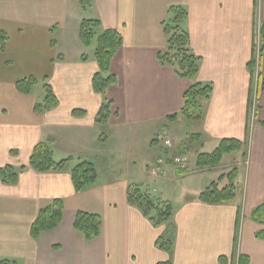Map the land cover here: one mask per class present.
I'll list each match as a JSON object with an SVG mask.
<instances>
[{"label": "crops", "instance_id": "0c3cea01", "mask_svg": "<svg viewBox=\"0 0 264 264\" xmlns=\"http://www.w3.org/2000/svg\"><path fill=\"white\" fill-rule=\"evenodd\" d=\"M70 2L0 0V30L9 37L6 50H0V168H26L17 185L0 181V259L16 264H220L225 257L228 264H239L246 256L249 264H264V240L256 237L263 227L251 219L254 209L264 204V51L254 75L248 68L254 45L261 44L264 0H91L89 7L81 5V11L94 12L83 20H98L101 30H115L123 40L110 70L117 84L104 95L93 89L99 70L95 53L84 52L95 50L94 45H78L72 55L61 51L60 39L74 22ZM172 6L188 13L189 47L200 58L193 80L178 77L158 59L167 47L163 23ZM30 78L53 88L58 107L41 115L34 112L44 99L34 96L38 84L30 95L16 88L17 82ZM195 82L211 85L213 92L201 102L204 117L197 131L176 136L178 126H170L187 121L181 115L183 96ZM106 101L113 102L111 115L99 125L97 116ZM75 110L86 114L74 116ZM175 114L179 117L168 121ZM107 128L114 130L113 138L101 134ZM162 130L175 134L178 145L172 152L188 154L199 172L212 168L197 167L204 153L195 145L219 146L224 139L248 145L235 201L206 205L197 200L198 193L172 206L171 221L158 228L131 206L130 184L167 189L195 173L170 167L168 177L148 181V167L163 153L155 141ZM55 134L66 143L60 150L61 161L70 160L66 170L43 174L30 169L29 159L40 142H51L56 160L53 150L60 146ZM183 137L185 143L180 142ZM85 161L95 164L99 178L76 193L71 171ZM148 189L155 198L159 191ZM55 199L65 205L61 225L32 239L39 211ZM78 212L102 218L101 234L90 243L74 230ZM161 237L174 239L171 254L157 247Z\"/></svg>", "mask_w": 264, "mask_h": 264}, {"label": "trees", "instance_id": "16d2710c", "mask_svg": "<svg viewBox=\"0 0 264 264\" xmlns=\"http://www.w3.org/2000/svg\"><path fill=\"white\" fill-rule=\"evenodd\" d=\"M91 0H81V5L85 9L89 7ZM188 13L184 7L172 6L169 10L168 20L163 23L164 32L167 38V47L164 52H160L158 59L164 66L171 67L178 77L186 80H193L199 74L200 58L195 56L189 47V35L185 29V21ZM80 41L85 47L95 45V59L99 70L93 78V89L95 93L104 95L112 86L117 84V77L110 73L112 62L122 48L123 40L115 30H101V23L98 20H83L80 25ZM261 51L258 56L257 46L253 47V57L248 64L252 75L259 67L260 57L264 51V23L260 30ZM9 37L6 32L0 30V50H6ZM47 81V79H45ZM34 78L20 80L16 84L17 90L24 95H30L33 88L38 84ZM45 97L34 107L36 114H44L58 107V99L53 88L46 83L44 85ZM213 92L211 85L199 82L193 83L183 96V107L181 115L191 122H198L204 117L203 100L210 98ZM112 101H106L101 107L96 122L104 125L110 117ZM86 112L75 110L74 116H84ZM178 114L168 117V121H174ZM264 127V121L261 122ZM197 135L191 136V142ZM50 141L40 142L35 147L30 159L29 168L37 173H61L66 170L70 160L56 161L50 148ZM246 144L234 139H224L211 154H200L197 158L199 169H211L222 164L226 155L241 152ZM26 168L16 169L12 166L0 168V181L4 185L15 186L19 182V174ZM239 169L234 168L229 173L222 175L218 181L213 182L202 191L197 200L206 205H225L235 201L238 195L237 179ZM99 175L97 168L92 162H81L71 171V179L76 193H81L88 187L96 184ZM127 198L131 206L138 209L142 215L156 228L168 224L173 215V208L167 202L158 201L152 197L150 190L140 184H130L127 189ZM65 205L63 200L55 199L49 206L41 209L36 220L32 224L30 236L38 240L44 233H49L57 229L64 219ZM251 219L260 225H264V204L255 208L251 214ZM74 230L82 234L87 242H92L100 236L102 230L101 216L78 212L74 224ZM257 239L264 240V231L258 232ZM157 247L171 254L174 247V239L171 237H161L157 241ZM220 264H228L225 257L219 259ZM250 260L246 256H241L239 264H249ZM0 264H16L9 259H0ZM158 264H173L172 261L160 262Z\"/></svg>", "mask_w": 264, "mask_h": 264}, {"label": "rangeland", "instance_id": "374dc122", "mask_svg": "<svg viewBox=\"0 0 264 264\" xmlns=\"http://www.w3.org/2000/svg\"><path fill=\"white\" fill-rule=\"evenodd\" d=\"M80 3H81V0H71V2H70V5L72 7V10H71L72 16H73L71 18L74 22L68 23V27L66 29L67 35L64 36V34H63L62 38L60 39V42H61L60 44L64 45L63 49L61 48L62 53H64L63 52V50H64V51H67V53L73 54V51L75 50V48L78 45L83 46V44L81 43V41L78 37V34L80 32L79 23L83 19H91L90 17H92L94 12L92 11V12L85 13V12L81 11V4ZM96 42L97 41H94V47L96 45ZM83 48H85V47H83ZM84 52L86 54H88L89 56H93L95 53V50L92 49L90 51H84ZM43 85H44L43 83H39L33 90L34 96H36V98H38V99H43L45 96V91H44ZM262 102L264 104V101H262ZM263 113H264V110L262 112H260V119L263 118V116H264ZM198 124L199 123H197V122L185 121V123L181 122V123L177 124L176 126H170V127L173 128V127L178 126L177 130L175 132L176 136H177V134L179 135V134H183V133H190V134L195 133L197 131ZM252 124H254V123L252 122ZM113 132H114V130H112L111 128H107V129H102L101 134H104V136H106V137L111 136L113 138L114 137ZM54 136H55V139L59 140L58 143L60 146V147H58V150L55 151V148L53 150L55 152V159H56V161H61V159H63V158H60V157H62V152L60 150H61L62 146L64 147L66 145V143L63 140H60V137L62 136L61 134H57V135L55 134V135H53V137ZM63 136L65 137L66 135H63ZM170 136L172 137V139L174 138L173 142L175 141L174 143L177 146L178 142L175 138V134H170ZM185 139L186 138L183 137L182 140L180 139L181 140L180 142L184 141V143H185ZM188 141H189V139H188ZM188 141H186V142H188ZM115 142L117 143V141H115ZM147 147H150L149 144L147 145ZM217 147H218V145L217 146H211L210 144H207L202 149V146L200 144H198V145H195L193 148L199 149L200 153L202 152V153L211 154L215 151V149ZM248 150H249V146L247 145L242 152L226 155L223 158L222 164L219 165L218 167L212 168L210 171H208V170L207 171H200V172L196 171L195 166H193L191 164L190 173L191 172H195V173L188 175V177H184V179H183V177L180 178L179 183H177L173 187H168L167 189H165L164 186L158 188V187L152 186L149 183H148L149 184L148 185L147 182H144V183H145V185H148V188H150L151 191H153L154 189H157L159 191V192L153 194L155 196L156 200H158V201L165 200V202H167L171 206L178 207L180 204L183 203L184 199L189 198V197L194 196V195H197L198 193H201L202 191H204L203 190L204 187L209 186L210 183L218 181L222 175L229 173L234 168H238L240 170L241 175H242L241 180H243L244 168L246 167V165H244V159H245V153H247ZM124 153H125V151H124ZM193 156H194V154H193ZM241 164H243V165H241ZM126 172H127V169H125V173ZM141 175H143L142 176V178H143L144 174H141ZM145 177L147 179L146 175H145ZM151 178L152 177L148 178V181ZM144 179H143V181H144ZM141 183H143V182H141ZM243 189H244V184L242 181V186H241V189L239 192V196L241 195V192L243 191ZM262 227L263 228L261 229V231H264V225H262Z\"/></svg>", "mask_w": 264, "mask_h": 264}, {"label": "built area", "instance_id": "2783aa9c", "mask_svg": "<svg viewBox=\"0 0 264 264\" xmlns=\"http://www.w3.org/2000/svg\"><path fill=\"white\" fill-rule=\"evenodd\" d=\"M157 141L162 144L163 154L162 157L156 159L149 168V175L152 178H160L168 176V168L173 167L176 170H188L190 162L185 155H167L174 142L167 131L160 133L157 136Z\"/></svg>", "mask_w": 264, "mask_h": 264}]
</instances>
